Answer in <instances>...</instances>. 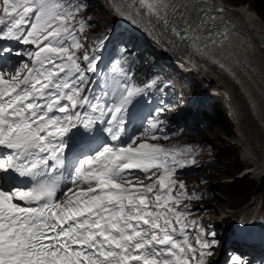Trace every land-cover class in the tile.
Masks as SVG:
<instances>
[{"label":"snow or ice","instance_id":"snow-or-ice-1","mask_svg":"<svg viewBox=\"0 0 264 264\" xmlns=\"http://www.w3.org/2000/svg\"><path fill=\"white\" fill-rule=\"evenodd\" d=\"M84 7L0 0V41L34 46L15 51L30 64L0 66V264H208L215 232L206 239V229L187 220L191 209L179 205L193 197L174 179L195 163L187 159L192 149L154 142L169 139L157 134L158 117L128 134L134 98L155 80L141 87L117 61L111 71L123 79L94 90L88 74L99 57L83 43ZM133 7V23L139 17L190 59L229 72L241 64L226 10L209 0H134ZM13 51L0 47V58ZM77 136L100 142L69 160Z\"/></svg>","mask_w":264,"mask_h":264},{"label":"rangeland","instance_id":"rangeland-1","mask_svg":"<svg viewBox=\"0 0 264 264\" xmlns=\"http://www.w3.org/2000/svg\"><path fill=\"white\" fill-rule=\"evenodd\" d=\"M223 1L224 3L234 7L245 6L249 8L251 11L257 14L259 20H261L264 24V14H258L250 3H239L232 0ZM83 4H85V6L87 7H94V13L89 16V20L95 21L96 29L103 27L102 24L105 21L114 20V18L109 17V14L106 12L107 6L100 5L98 2H93L92 0H84ZM114 17L118 18L115 16V13ZM132 22L133 21L131 20L130 23L136 32L135 34L130 37L129 34L125 32L123 26L112 25L110 33L107 37L108 43H111L113 40L117 42L119 39H121V46L127 51L140 54L145 51L146 55H149L147 62L157 71L159 80L163 83H168V86H171L174 91L173 104L171 106L165 107L164 105L157 104L155 99H153V111H148L147 115L137 120L135 126L139 128L141 127L142 129L143 127H147V122L149 120L158 117L163 122L160 125L162 131L158 132L162 133L163 136L167 135L169 139H171L177 134V129L185 131V127L188 126V121L194 118V116H192L191 113L187 111V108L188 106H190V104H192L190 108L193 109L196 104L195 102H192L193 97L191 95H189V98H186L184 96L177 98L176 85H179L181 82L180 74H171L172 68L168 67V63L159 59L157 55L158 50L153 46L151 41L148 40V38L151 36L149 35V33H146L143 23H140L138 21H136L135 23ZM87 31L85 32V34H83V43L85 44V47L89 49L90 55L93 54L91 50L93 48H96L94 55L99 57L97 72L89 73L88 75L91 78L94 90L99 91L101 85H104L105 83L112 84L113 78L122 80L123 77L118 74L110 73L106 66V57L103 55L101 47H90V35H88ZM79 55L82 58L83 50L80 51ZM9 66L13 69V71L15 67H18L12 63H9ZM201 83L202 82L200 80L199 83H196V86L199 87ZM192 89L195 90V88ZM198 91L203 93L202 96L203 99L205 98V101L202 99L201 104L198 105L197 112H202L203 105L208 104L211 107L213 106L216 108L215 114L219 116V123L216 124V126H209V131H197L191 134L190 137L191 139H193V141L190 142V145L195 146L200 142L203 148V150L197 155L193 156L192 159H194L196 163L212 159L217 164V168L220 174L223 175V177L220 178V180L214 179L211 182L205 183L202 182L200 175L195 172L194 168H179L174 176V179L178 182H183L188 196L193 197L190 199H183L179 207L184 208L185 206H187L191 209V215H189L188 217H195L197 215L203 214L215 216L217 215V210H214L215 212L211 210L216 209L217 206H228L230 208L238 210L236 215L237 217H235L233 220L226 221L221 225L214 226V230L211 231L217 232L221 236L220 238H218L221 239L219 241V244H224L225 241L226 243L228 242L230 244H228L229 246L224 247V250L221 249L222 251L217 248V250H219L220 252L217 253L216 256L220 257L211 259L210 261H216L214 264H231L230 258L234 254H236L241 255L243 259L248 262V264H264V260L261 257L262 254L264 257V244L261 242L260 236L259 238L255 239L254 235V233L256 234L258 227V231L264 233V179H256L244 172L246 170V167L244 165L243 153L241 152L242 148L240 147V143L238 141L239 133L234 125L235 123H233L231 120L232 118L229 115L228 109H226V102L223 99V95H215L214 92H216L217 89L214 88L211 92L208 90L206 91L200 89ZM144 92H148V89H146ZM200 92L199 94H201ZM181 93L183 92L181 91ZM224 128L227 129V134H224L220 131ZM165 141L166 140L160 139L156 142L163 143ZM250 141L252 142V140ZM236 159L239 160L242 167L241 172L237 175V179L240 180V182L245 181L244 185H247L248 181H252L256 185V189L253 190L254 195L251 196L243 206L239 204L243 189L240 190V187H236V190L239 191L238 193L227 190V187L230 184V178H226V169L233 166ZM137 175L143 174L137 172ZM178 191L182 190H180L177 186V188L174 189L173 194ZM208 191L214 193L215 197L213 201H204L205 194ZM227 203H229L230 205H227ZM251 221L252 224H249L245 228L235 230L233 233H223V230L225 232L227 230L232 231V228H234V226L236 227L237 223L243 222L248 224ZM239 241H242L244 243H241ZM239 243H241V245ZM223 256L225 259L223 258Z\"/></svg>","mask_w":264,"mask_h":264},{"label":"bare ground","instance_id":"bare-ground-1","mask_svg":"<svg viewBox=\"0 0 264 264\" xmlns=\"http://www.w3.org/2000/svg\"><path fill=\"white\" fill-rule=\"evenodd\" d=\"M99 1V0H96ZM213 2H218L223 9H225V13L230 15L242 28L244 34L246 35L247 40L249 41L248 45H245L243 38H238V41H235L237 48V53L252 56V60L260 69L264 70V60H260L262 54H264V24L257 14L251 11L249 8L245 6L234 7L229 4L224 3L223 0H209ZM134 0H106L104 1L103 6H107L106 12L111 14L114 17V13L116 17H120L118 20V24L123 26L124 30L127 32L134 31L130 21L128 18L129 15L135 14V8L133 7ZM104 8V7H103ZM110 17V16H109ZM115 18V17H114ZM117 18H115L116 20ZM127 21V22H126ZM136 21L143 23L145 26L146 33H149L151 37L148 40H153L154 42H160L165 46L176 48L179 50L180 48L174 47L167 42L166 37H160L158 33H154L151 28H149L143 20L139 17H136ZM133 23V22H132ZM147 35V34H146ZM196 57H194L195 59ZM197 64L200 67H196L193 69L192 73L198 79L209 82L211 88L217 89L215 95H223V99L226 102V109L229 111V115L232 118V122L235 123V127L239 133L238 141L240 143L241 152L243 153L244 165L246 170L244 171L251 177L256 179H264V129L259 123L258 117H256L251 110L249 103L246 101L243 93L237 88L235 82L229 78L226 74H224L216 65L211 62L201 60L200 58H196ZM23 59L17 61L15 63L16 66H19ZM172 62V61H171ZM174 64V63H173ZM175 65V64H174ZM173 65V66H174ZM235 68V74H241L237 65L233 64ZM202 68V69H201ZM210 94V93H209ZM211 95V94H210ZM213 95V94H212ZM260 112L259 116L264 118V99L261 95L258 97ZM195 99L192 100V102ZM201 104V103H200ZM92 140V137H87ZM252 140V142L250 141ZM247 141V142H246ZM250 141V142H248ZM231 180V179H230ZM253 202V201H252ZM212 209L211 211L215 212ZM226 216L225 214H220L219 218H223ZM201 217V218H198ZM189 221H198L200 225H202L206 229L205 238L211 240L213 237L211 236V231L214 230V226L218 225L217 222L219 219L217 215H197L195 217L190 216L187 217ZM246 223H239L237 228H243ZM238 230V229H236ZM188 232L190 235H195V229L189 228ZM219 233L215 232V240L217 244L213 249L214 253L211 257H207L208 264H214L215 262L211 259L218 258L220 256H216L219 253V250H224V247L229 246L230 243L219 244L221 239ZM236 240V239H235ZM217 248L219 250H217ZM216 249V251H215ZM221 250V251H222ZM229 251V250H228ZM234 251V249H233ZM232 251V252H233ZM224 258V256H223ZM225 259V258H224ZM264 260V258H263Z\"/></svg>","mask_w":264,"mask_h":264},{"label":"trees","instance_id":"trees-1","mask_svg":"<svg viewBox=\"0 0 264 264\" xmlns=\"http://www.w3.org/2000/svg\"><path fill=\"white\" fill-rule=\"evenodd\" d=\"M239 3H250L255 11L262 15L264 14V0H232ZM80 3H84V0H78ZM85 5V4H84ZM92 10L91 6H85L84 10L78 17V19H83L85 21V32L87 31L88 35H90V47L94 43H99L102 41L111 26V21H105L102 25L103 27L96 29L95 28V21L89 20V14ZM103 55L106 57V66L108 70L112 73L111 68L116 64L117 61L121 63V66L123 67L125 73L128 77L131 78V81L136 83L137 85H140L143 87L144 84L149 83L152 80H155L156 86L153 88H148V97L146 98L144 96V93H141L140 95L136 96L133 100L132 105L135 108L143 109L149 105V100L153 95L159 96L161 101L165 104H170V100L172 99V91L169 87H166L163 82L159 80L157 71L150 66V64L147 62V58L149 55H146L145 52L142 54L140 53H131L125 50L121 45L120 41H117L116 43H112L110 45H104L101 47ZM196 84L191 83L188 86V90L190 95L193 94V99H195V106L193 109H191V105L188 106L187 111L191 113L194 118L190 119L188 121V126L185 127V131L178 130L177 134L172 139H167L165 142V145L167 147L176 146L181 149H192L191 153L187 155V159L191 160L193 156L200 153L203 148L200 142L193 146L190 145V142L193 141L191 139V134L194 132L200 131H209V126H216V124L219 123V116L215 114L216 108L211 107L208 104L203 105V110L201 113L198 111V105L201 103L203 96L202 94H199L196 92ZM196 92V93H195ZM205 99V98H204ZM203 99V100H204ZM205 101V100H204ZM203 101V102H204ZM222 133L227 134L228 131L226 128L220 130ZM197 140V139H195ZM205 149V148H204ZM185 167L194 168L195 172L200 175V178L202 182H211L212 180H220V178L223 177V175L220 174L217 164L212 160L208 159L203 162H195L194 164L187 165ZM242 167L240 165L239 160L234 161V165L230 168L226 169V178L231 179V183L227 187V190L238 193L239 191L236 190V187H240V190H242V197L240 199L239 204L243 205L248 199H250L251 196L254 195L253 190L256 189V185L252 181H248L247 185H244V182H240L236 178V176L241 172ZM214 193L211 191H208L206 194V201H213L214 200ZM227 205H230L227 203ZM264 242V235L263 240Z\"/></svg>","mask_w":264,"mask_h":264},{"label":"water","instance_id":"water-1","mask_svg":"<svg viewBox=\"0 0 264 264\" xmlns=\"http://www.w3.org/2000/svg\"><path fill=\"white\" fill-rule=\"evenodd\" d=\"M262 56H264V54H262ZM240 72L241 74L234 73L232 80L235 82L237 88L245 96L251 110L253 111L254 115L258 117L259 123L264 129V118L259 116L260 107L258 100L259 95H261L264 99V72H260L259 70L252 67L251 71H248L247 68H241Z\"/></svg>","mask_w":264,"mask_h":264}]
</instances>
